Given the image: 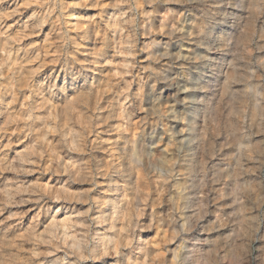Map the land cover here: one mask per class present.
Wrapping results in <instances>:
<instances>
[{
  "label": "rangeland",
  "instance_id": "obj_1",
  "mask_svg": "<svg viewBox=\"0 0 264 264\" xmlns=\"http://www.w3.org/2000/svg\"><path fill=\"white\" fill-rule=\"evenodd\" d=\"M0 264H264V0H0Z\"/></svg>",
  "mask_w": 264,
  "mask_h": 264
},
{
  "label": "bare ground",
  "instance_id": "obj_2",
  "mask_svg": "<svg viewBox=\"0 0 264 264\" xmlns=\"http://www.w3.org/2000/svg\"><path fill=\"white\" fill-rule=\"evenodd\" d=\"M219 2V1H218ZM220 2H222V1H220ZM71 18V17H70ZM170 56V55H169ZM171 57V56H170ZM64 80V79H63ZM176 91V93L177 94H179V95H185L186 93H187V88H186V86H183V85H181V86H177V89L175 90ZM184 99V98H183ZM171 128V127H170ZM171 131V130H170ZM181 134V133H180ZM180 136V135H179ZM178 136V137H179ZM180 138V137H179ZM182 141V140H181ZM180 142V141H179ZM181 143V142H180ZM193 144V143H192ZM188 146V145H187ZM191 147V146H190ZM143 153V152H142ZM200 199V198H199ZM190 201H191V199H190ZM203 201V200H202ZM189 202V201H188ZM189 204V203H188ZM114 208H115V206H114ZM184 208H186V207H184ZM171 212V211H170ZM186 214V213H185ZM119 215H121V213L119 212V213H117V214H115V216H119ZM172 215V214H171ZM174 215V214H173ZM175 216V215H174ZM174 216H171L170 218L173 220V222H174ZM191 216H186L185 217V220H189V218H190ZM169 218V219H170ZM176 219V218H175ZM68 221V220H67ZM167 222H168V220H167ZM170 223L169 222V225L170 224H172L173 226H174V223ZM119 224V223H118ZM176 224V223H175ZM175 227V226H174ZM174 229V228H173ZM196 241H198V240H196ZM105 244V240L104 239H101L100 240V245H104ZM198 245V244H197ZM192 248L189 250V253H191V254H197V252L199 251L198 250V246H196V244L195 245H192L191 246Z\"/></svg>",
  "mask_w": 264,
  "mask_h": 264
}]
</instances>
